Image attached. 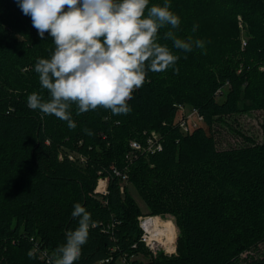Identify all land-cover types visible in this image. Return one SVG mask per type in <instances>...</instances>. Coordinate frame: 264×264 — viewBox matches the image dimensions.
Segmentation results:
<instances>
[{
  "label": "trees",
  "instance_id": "16d2710c",
  "mask_svg": "<svg viewBox=\"0 0 264 264\" xmlns=\"http://www.w3.org/2000/svg\"><path fill=\"white\" fill-rule=\"evenodd\" d=\"M164 3L181 24L160 29L158 42L179 60L164 72H148L127 115L99 108L77 116L73 105L77 127L71 130L27 107L33 91L47 98L34 65L50 58L55 45L47 33L40 39L16 0H0V264H48L65 232L77 227L71 216L77 202L96 224L75 264H121L123 257L131 264H264L256 251L264 241V142L247 138L220 149L214 134L217 115L253 109L262 111L264 132V0H149V6ZM239 25L248 37L244 47ZM170 30L204 47L175 49L165 38ZM227 83L219 103L217 92ZM179 103L197 108L206 126L183 134ZM152 130L161 134L163 150L135 156L130 142L144 143V132ZM113 165L127 168L128 185L148 215L175 217L176 254L153 258L140 242L142 209L128 185L121 192ZM101 177L109 178L105 195L95 193ZM139 254L148 260L131 259Z\"/></svg>",
  "mask_w": 264,
  "mask_h": 264
},
{
  "label": "clouds",
  "instance_id": "9594fccd",
  "mask_svg": "<svg viewBox=\"0 0 264 264\" xmlns=\"http://www.w3.org/2000/svg\"><path fill=\"white\" fill-rule=\"evenodd\" d=\"M41 40L45 33L55 47L50 58H37L34 71L47 98L33 91L27 107L67 123L77 124L75 114L110 110L113 115H127L134 91L146 82L148 72L161 73L175 65L179 56L167 44L158 42V31L166 26L178 29L181 19L164 3L149 0H16ZM196 30L195 26L192 29ZM175 49L191 52L203 48L202 40L178 38L168 31ZM93 135L90 129H84ZM71 216L77 227L65 232V242L48 257V264H75L96 222L79 202ZM29 258L34 256L28 253Z\"/></svg>",
  "mask_w": 264,
  "mask_h": 264
},
{
  "label": "built area",
  "instance_id": "2783aa9c",
  "mask_svg": "<svg viewBox=\"0 0 264 264\" xmlns=\"http://www.w3.org/2000/svg\"><path fill=\"white\" fill-rule=\"evenodd\" d=\"M247 44L246 41L243 42V47ZM221 90L217 92L219 95ZM179 112L182 113L180 116V119L177 120V125L179 129L182 131L183 134L190 133L194 129L198 128L197 125L199 123H202L204 121V116L199 112L197 108H191L190 110H187V105L179 103L176 105ZM145 142L142 143L137 140H133L130 142V151L137 156L140 153H144L146 155L155 154L159 151L163 150V140L161 137V134L155 130L152 131H145ZM128 154L126 156L127 161H131V154ZM70 159H79L82 163L85 162V158L83 156H74L73 154H70ZM130 157V158H129ZM112 171L114 176L120 178L122 184H121V192H124L125 184L129 181V173L126 169H120L117 166L112 167ZM104 181V187L99 190L100 182ZM109 182L108 177H101L98 181V188H96L95 193H99L102 195H105L108 193L107 190V184ZM153 216L150 215H144L139 217V223L140 227L142 229V235L140 238V242L144 244V246L149 250L150 256L155 258L159 254H164L171 256L173 254H176V248L175 250H170L168 246L174 244L173 242H168V237L163 235L162 233H156L154 229H152V225L150 222H152ZM173 222V221H172ZM153 223V222H152ZM163 239L165 241H163ZM167 242V243H166ZM176 244V242H175ZM176 246V245H175ZM136 247V244L134 245ZM131 259H134V256L131 257ZM110 259H105L97 262L96 264H104L106 262H109ZM121 264H131L126 257H123L120 259Z\"/></svg>",
  "mask_w": 264,
  "mask_h": 264
},
{
  "label": "rangeland",
  "instance_id": "374dc122",
  "mask_svg": "<svg viewBox=\"0 0 264 264\" xmlns=\"http://www.w3.org/2000/svg\"><path fill=\"white\" fill-rule=\"evenodd\" d=\"M239 29L240 31H239L238 37L241 40V43L243 46V42L247 41L248 37L246 35L245 30L242 29V25H239ZM229 88H230V85L227 83L221 89L219 95L216 98V100L219 103H223L225 101ZM186 105H187V110H190L191 108H195L189 104H186ZM181 115L182 113L180 112V116ZM220 115H222L221 117L222 119H218L217 122H215L214 124V134L218 142V147L220 149H226L232 146L244 145L248 142L246 140L247 138H251L258 143L264 142V132L262 129V123H263L262 111L253 109V110H247L241 113H235L231 115L219 114L217 115V118H219ZM197 126L198 128L200 126H206L205 119L204 121H202V123H199V125ZM108 185L109 184H107V190H108ZM127 185L128 183L125 184V186ZM128 186H129L130 192L132 193L133 197L136 199L137 204L142 209V212H143L142 216L148 215L150 210L148 206L146 205L145 201L141 198L140 194L138 193V191L136 190L134 186L132 185H128ZM97 188H98V185H97ZM153 217L159 218L160 220H164L162 222L173 221L176 225V222H175L176 220L173 215L159 214ZM179 234H180V231H179V228L177 227V237L179 236ZM177 237H176V240H177ZM256 251H258L259 254H261V256L264 257V241L258 245V248L256 249ZM244 257H246V255H244L243 258ZM134 258H138L144 261L148 260V257L143 254H139L135 256Z\"/></svg>",
  "mask_w": 264,
  "mask_h": 264
},
{
  "label": "bare ground",
  "instance_id": "6f19581e",
  "mask_svg": "<svg viewBox=\"0 0 264 264\" xmlns=\"http://www.w3.org/2000/svg\"><path fill=\"white\" fill-rule=\"evenodd\" d=\"M104 187V181L100 182V187L99 190H101ZM164 220H160L159 218L153 217L152 218V222H150V224L152 225V229H154V231L156 233H162L163 235L168 237V242H173L174 244L168 246L170 250H175L176 248V228L173 225L172 221H165L162 222ZM163 241H165L163 239ZM167 243V242H166Z\"/></svg>",
  "mask_w": 264,
  "mask_h": 264
}]
</instances>
